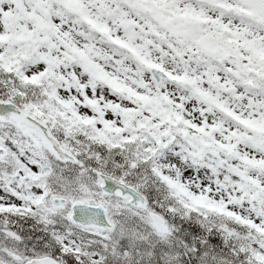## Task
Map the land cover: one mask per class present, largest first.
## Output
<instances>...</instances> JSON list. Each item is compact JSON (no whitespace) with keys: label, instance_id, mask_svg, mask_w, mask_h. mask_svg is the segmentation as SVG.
<instances>
[{"label":"snow or ice","instance_id":"obj_1","mask_svg":"<svg viewBox=\"0 0 264 264\" xmlns=\"http://www.w3.org/2000/svg\"><path fill=\"white\" fill-rule=\"evenodd\" d=\"M0 264H264V0H0Z\"/></svg>","mask_w":264,"mask_h":264}]
</instances>
